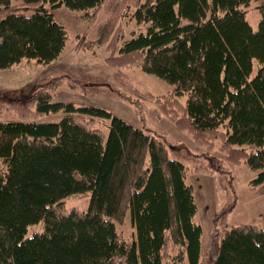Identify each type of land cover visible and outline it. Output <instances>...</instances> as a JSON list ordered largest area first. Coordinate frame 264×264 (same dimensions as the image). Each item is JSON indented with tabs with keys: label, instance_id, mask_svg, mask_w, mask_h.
Masks as SVG:
<instances>
[{
	"label": "trees",
	"instance_id": "trees-1",
	"mask_svg": "<svg viewBox=\"0 0 264 264\" xmlns=\"http://www.w3.org/2000/svg\"><path fill=\"white\" fill-rule=\"evenodd\" d=\"M19 1L0 0V69L23 58L47 64L62 53L66 32L46 4L86 10L103 0ZM250 1L117 0L116 20L128 16L144 32L119 46L108 42L104 61L172 85L165 95L144 97L205 151L221 141L223 157L200 154L208 164L197 170L231 177L227 165L244 162L258 171L250 186L264 194V0H256V31L245 19ZM113 23L99 30L101 44ZM254 60L259 66L250 78ZM48 84L24 102H0V114L14 117L0 120V264H162L185 257L189 264H264V217L262 226L227 230L232 204L213 219L200 258L202 230L192 221L196 204L182 162L155 136L105 108L53 101ZM122 99L144 119L138 100ZM49 115L59 119L44 120ZM98 121L107 124L104 130ZM87 191L85 211L65 209L64 198ZM128 211L131 242L114 224ZM40 222L43 232L26 237ZM172 247L178 253L170 256Z\"/></svg>",
	"mask_w": 264,
	"mask_h": 264
},
{
	"label": "rangeland",
	"instance_id": "rangeland-1",
	"mask_svg": "<svg viewBox=\"0 0 264 264\" xmlns=\"http://www.w3.org/2000/svg\"><path fill=\"white\" fill-rule=\"evenodd\" d=\"M19 0H11L13 6H19ZM117 0H103L97 8L72 10L65 5L46 9L52 14L56 23L66 32V42L59 57L47 64L38 63L35 59L23 58L12 66L0 69V102L10 100L24 102L29 94L52 85L50 96L55 102H72L77 105H92L109 110L115 116L135 129L155 136L163 142L170 158L180 160L185 167L184 182L191 187L196 204V212L192 218L194 224L201 227L200 258L205 253L208 238L212 230L213 219L220 216L225 208L232 204V210L226 214L225 229L241 225L262 226L264 217V194H260L250 186L251 180L258 171H253L244 162L240 165L227 166L231 177L222 173H203L197 170L199 166L208 164V160L200 158V154L212 157H223L219 151L221 141H214L211 151H205L195 144L188 132L180 129L159 108L154 100L145 98V94L154 96L165 95L172 85L163 79L148 74L139 68L114 69L107 65L104 59L108 42L119 46L128 41L134 33L144 32L134 20L123 15L116 20L118 13ZM258 1L251 0L244 7L245 19L250 28L256 31L260 21L257 9ZM131 7L128 11H131ZM30 15L31 10L22 12ZM124 13V12H122ZM127 13V12H126ZM125 15V14H124ZM115 27L106 43H100L99 30L109 20ZM258 62L253 61L250 78L258 69ZM61 78L63 82H57ZM55 87H54V86ZM83 87L82 91L75 87ZM141 94V95H140ZM138 100L146 108L144 119L139 118L129 104L122 99ZM183 106L186 95L178 98ZM14 119L7 114H0V120ZM59 115H49L44 120L56 121ZM107 124L98 121V127L105 129ZM1 168V167H0ZM1 170V169H0ZM90 192L72 194L63 199L65 209L85 211L88 208ZM116 231L125 241L131 242L134 236L131 213L128 211L124 220L115 222ZM43 223L30 225L26 237L43 232ZM176 247L170 248V256L176 255ZM162 264H189L185 257L181 262L166 258Z\"/></svg>",
	"mask_w": 264,
	"mask_h": 264
}]
</instances>
